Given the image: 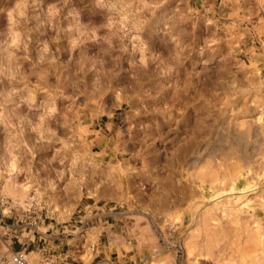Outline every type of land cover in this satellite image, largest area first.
I'll return each mask as SVG.
<instances>
[{
  "label": "rangeland",
  "instance_id": "obj_1",
  "mask_svg": "<svg viewBox=\"0 0 264 264\" xmlns=\"http://www.w3.org/2000/svg\"><path fill=\"white\" fill-rule=\"evenodd\" d=\"M14 252L264 264V0H0Z\"/></svg>",
  "mask_w": 264,
  "mask_h": 264
},
{
  "label": "built area",
  "instance_id": "obj_2",
  "mask_svg": "<svg viewBox=\"0 0 264 264\" xmlns=\"http://www.w3.org/2000/svg\"><path fill=\"white\" fill-rule=\"evenodd\" d=\"M12 261H14L15 264H29L28 259L22 252H14Z\"/></svg>",
  "mask_w": 264,
  "mask_h": 264
},
{
  "label": "bare ground",
  "instance_id": "obj_3",
  "mask_svg": "<svg viewBox=\"0 0 264 264\" xmlns=\"http://www.w3.org/2000/svg\"><path fill=\"white\" fill-rule=\"evenodd\" d=\"M18 36H15V38H17ZM10 170L11 171H14V170H17V169H19L20 167H19V164H18V160L16 159V158H14L11 162H10ZM20 186V185H19ZM22 188H24L25 186H21ZM26 188V187H25ZM21 189V188H20ZM234 189V188H233ZM20 192V191H19ZM239 198V197H238ZM230 202V201H229ZM231 203V202H230ZM229 203V204H230ZM230 205H232V204H230ZM237 207V206H236ZM87 232V231H86ZM92 232V231H91ZM89 234H90V232H89ZM84 235V234H83ZM86 235H88V232L84 235V236H86ZM84 236H83V238H84ZM86 238V237H85ZM84 238V239H85Z\"/></svg>",
  "mask_w": 264,
  "mask_h": 264
}]
</instances>
